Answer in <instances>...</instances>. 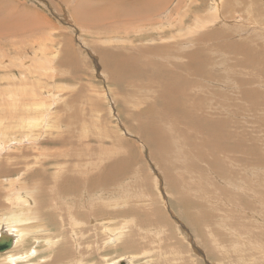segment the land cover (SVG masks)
I'll list each match as a JSON object with an SVG mask.
<instances>
[{
	"label": "rangeland",
	"instance_id": "374dc122",
	"mask_svg": "<svg viewBox=\"0 0 264 264\" xmlns=\"http://www.w3.org/2000/svg\"><path fill=\"white\" fill-rule=\"evenodd\" d=\"M98 1L100 0H0V25L2 28H9L6 31H1L2 35H0V45L5 51H3L5 53L3 54L2 50H0V132L4 130L2 132H4L5 138L7 136L13 138L9 137L4 140V144H8L2 147L6 162L2 161L0 163V220L7 214H10V211L13 209L16 190L19 188L23 192L24 184H27V180L35 182L34 178L30 176L28 178L26 175L28 166L32 167L33 165V170H31L33 174L34 172L39 173L41 171L46 173L47 176L49 175V184L51 185L52 192L56 191L55 193L62 198L64 203L66 202V205L72 201L71 205H67L70 211L68 212L69 214L67 213L66 216L62 217L58 214V206L55 200L53 201L50 197L44 198V205L40 208L39 212L42 217L41 225L42 227L44 226V231L39 230L37 233L28 234L23 239L24 241L21 240L16 247L9 251V255L22 254L32 249H39L38 255L29 257L27 261H22L24 262L22 264H56L54 254L60 252L58 249H54L55 252L52 253L46 249L48 248L45 242L47 238H39L46 235L47 237L60 236L62 241L60 243L59 240L57 246L63 247V250L66 249L65 251L68 250L67 252H69L70 257L72 255L73 257L75 255L76 258L79 257L76 261L79 264H105V260L113 261L114 259H118L120 261L119 264H127V258H125L127 255L134 257L129 264H264V61L260 64L261 59H257L256 61L259 64L253 62H249L248 64L247 58H249L251 52L248 46L244 50H237V42L234 46L237 52L229 50L231 52L229 55L228 50L222 47V44L225 42H221L223 38L227 37L228 33L226 34L225 32L231 27L238 34L240 33L241 37L238 36V39H244L245 42L251 43L252 47L256 44L258 47L255 50L264 55V0H233V9H230L232 8L230 6H226L229 3L231 4L230 0H223L219 4L221 8L219 13L212 8L215 0H163V5L150 9L149 15L144 20L132 18V21L124 23L119 19V21H115L116 28H113L114 21L112 18H108L103 20L99 26L87 21L85 23L87 26H83L79 22L80 20L78 21L75 18L73 10L96 4ZM101 1L105 3L108 0ZM117 1L110 0V4H103V6H116ZM142 4L139 2L130 3L129 0H126L125 8L122 10L125 13L131 10L136 12L137 6H142ZM228 9L232 14L236 15V13H239L241 18L244 17L241 22L235 20L237 21L236 23L233 21L230 25L226 24L224 21L227 18L229 19L231 14L222 21V17L229 13ZM220 14L223 16L220 17ZM8 15L15 16V19H8ZM199 15L200 17H198ZM170 17L171 19L176 17L178 21L172 19V22H170ZM153 18L157 20L156 23L152 21ZM194 18L200 22H194L196 20ZM221 21L223 23L219 24ZM174 24L178 25L186 35L189 33L190 36L186 38V35L181 32V35L177 36L176 40L172 39V35L160 38L158 36H155V38L143 37L146 32L143 30L151 27V25V32L165 34L170 29L174 30ZM253 28L255 29L254 31L252 30ZM191 29L194 30L190 31ZM248 30L251 31L248 32ZM198 35L200 37H196ZM214 35H218L219 38H216ZM220 36L223 38L221 39ZM184 37L185 40L183 39ZM211 38L215 39L210 40ZM160 39L165 42V46L169 50V52L165 51L168 57L165 56V52H150L151 56H149V52L145 54L140 53L139 49L149 48V46L152 47L153 45L154 47L152 48H156L162 45L163 42ZM199 39L202 41L206 40V42L199 41ZM188 40L199 42H197L198 44H190L187 47ZM218 41L220 42L218 43ZM62 42H66V45L71 47L73 50L71 54H74V57L71 55L62 58L59 54H56L57 56H45L51 50L60 51ZM177 42L182 45H179ZM211 42H215V44L212 43V45ZM173 43L178 45V47L176 45L174 47ZM199 44L200 47L198 46ZM117 48L129 50V54L127 53L125 56L110 55L109 53H107L109 55H102V49L113 50ZM136 48L139 49L132 52V49ZM179 48L183 49V51ZM210 48L213 49L211 50ZM201 49H206V51L201 52ZM241 50L244 53H240L242 52ZM192 51L197 53L195 59ZM199 51L201 54L205 53L207 57L204 54L201 56ZM146 54H148V57ZM227 54L230 58L225 62ZM239 54H242L243 58ZM161 55H164L162 56L163 58H161ZM171 57H173L172 61H170ZM181 57L186 58L182 59ZM168 58L170 62H168ZM181 59L185 61L182 62ZM190 59L193 60V63L190 62ZM236 59H238L236 63L239 62L237 64H235ZM176 60H179V62L177 61L178 64H176ZM205 60L208 64L204 62ZM163 62L166 63V68L168 69L165 68V63ZM240 62L242 63L241 65ZM107 63L109 66H107ZM135 63L139 66L140 64L143 65L137 68V66L134 67ZM145 63H149L150 66ZM180 63H188L186 66L190 68L192 74H195L191 79H189V75H192L191 72L189 70L186 71ZM195 64L196 66H193ZM245 64L248 65L246 66ZM130 66L131 72L128 70ZM176 66L177 68L179 67L178 70ZM181 67H183L184 72L188 73L182 72ZM192 67L195 68L191 69ZM197 68L198 70H196ZM176 70L178 71L176 72L178 74L177 79L180 78L181 80V75H179L181 73L185 76L187 75L185 78L189 77L188 79L192 80V82H188V85H185L189 88L188 92L191 91L190 88L194 89L196 87L195 91L192 89L193 91L191 92L193 93H188L185 85H183V88L181 86L182 89L179 87L180 90L177 91L179 95L176 91L170 90L171 76L174 77V71ZM194 70L197 74L193 73ZM106 71L110 74H107ZM160 71H164V73L162 74ZM205 71L206 73H204ZM210 72L211 75L209 74ZM23 73L24 77H21ZM111 73H113V76ZM129 74L133 76L131 77ZM177 74H175V78ZM156 75H160L159 78L163 79V81L160 82L161 80ZM216 78L220 80L216 81ZM206 79L208 81H205ZM210 79H213L212 81H215L219 86L217 84L214 85L213 83L215 82H212ZM226 79L228 81H225ZM245 79L246 81H244ZM198 83H200V86L202 84L204 86L199 89ZM226 84L229 88H227ZM209 92L212 94H209ZM162 94L165 96L163 97ZM184 94L187 98H185ZM193 95L196 97L194 98ZM158 97L159 99H157ZM90 99L97 101L94 111L91 110L93 104L90 102ZM168 99L176 100L178 107H174L173 109L167 107ZM41 102L45 106L44 113L47 115L45 128L42 129L40 126L22 127L21 116L26 113L34 114V111H37L39 108L43 109V106H36L37 103L41 104ZM49 103H52L50 107L53 110L45 111L49 107L47 106ZM145 107L149 111L148 113H146ZM175 110L180 114H176L178 112H174ZM168 112L169 115L170 113L172 114L170 115L171 118H169ZM197 113L201 114L198 115ZM48 115L50 118H48ZM59 117L63 118L62 122L60 118V124L57 122ZM144 118L145 120H143ZM32 119H34V116L31 117V121H33ZM139 119L143 121H139ZM150 119L152 120L149 121ZM159 119L163 122L162 124L160 121H157ZM141 122L142 124L144 122V124L142 125ZM145 123H147V126ZM142 127L145 129L151 128V130L158 132L155 135H149L151 136L152 143L156 141V144L153 143L155 145L163 144L162 141H165L164 138L166 137L167 142H164L166 146L163 144L165 148L163 145H158L160 149L158 148L159 152H157L150 142L148 144L145 141V135L140 134V128ZM110 130L113 135L110 133ZM80 133H93L94 135L92 136L95 137L100 134H108L109 136L104 137L105 146L112 148L108 157L103 154L104 156L96 159L97 161L95 160L94 164L91 165L89 163L94 160H90V157L86 155L84 156V162L87 161L85 165L78 164L77 160L75 161L76 163L73 160H69L71 156L67 157L68 159L60 156L62 153H56L54 156L46 155L44 148L54 152L58 147H61V149L71 147L70 141L75 144H81L83 137ZM159 133L160 135L166 134V136H159ZM56 134H59L58 136L60 137L51 142L49 140L50 136ZM149 136L146 135V139H149ZM26 137H38V140L33 146L27 142ZM62 137L66 140L62 139ZM121 137L124 138V141L126 138V141L128 140V142L133 143L134 148L128 147V142H124L126 144L122 145H114L113 139L118 140ZM22 139L24 141L20 143ZM93 145L100 146V143L96 140L93 142ZM225 146H228V148ZM120 147L121 149H119ZM161 150L162 153H160ZM111 153L113 154L111 155ZM231 153L235 154L231 155ZM237 153L239 156L236 155ZM234 157L239 160H235ZM53 158H56V160ZM60 160L63 161L61 162ZM118 160L120 161L118 162ZM122 160L123 162H121ZM71 161L73 162L71 163ZM232 161L235 166H233ZM42 162L50 164L51 168H44L45 166L42 165ZM107 163L109 164L107 165ZM39 165L40 167H38ZM69 166L71 167L70 169H68ZM35 168H38L39 171L37 172L38 169L36 170ZM95 171L110 175L109 179L113 182L112 186L105 187V189L104 187H97L86 190L91 198L97 199V209L93 208L91 199L84 201L82 194L84 187H78L75 191L69 190V186L74 185L81 175H89ZM19 174L22 176L20 177ZM120 176L123 177L120 178ZM16 177L17 179H15ZM71 177L74 181L71 180ZM6 178H8L7 181ZM44 178L42 177L41 182L44 181ZM16 181L17 183L15 184ZM18 181H20V184ZM167 181L168 184L166 183ZM49 184L47 181L48 186ZM98 185L103 184L100 181ZM7 187L9 191H7ZM35 188L37 189L36 186ZM96 190H104L105 192L108 190L111 192V196L104 197L100 196L101 194L97 195L95 193ZM34 193L36 194V197L35 195L34 197L37 198L38 194ZM38 198L36 199L37 202L40 200ZM182 200L183 202L185 201L184 205L186 208ZM194 206L196 207L194 208ZM99 208L102 210L100 209L97 212ZM15 212L17 213L16 209ZM78 212L85 216L87 223L81 225H79L80 223H73L71 214L73 213L74 217H77ZM145 212H148V216H146ZM149 212H151V215ZM88 213H96V215L88 216ZM183 213L187 215H183ZM18 214H20L19 211ZM153 214L157 215L154 216ZM193 216L196 217L194 218ZM92 217L95 219H91ZM34 225H36V221L32 218L29 227ZM111 226L113 227L111 228ZM156 226H159L160 230ZM254 226L257 228L255 229ZM115 227L118 228L116 230L126 232L119 240L120 243H118L119 241L113 243V241L108 239L104 231L106 228L107 231H110V228L111 230H115ZM76 229H86V235L82 237L87 236V240L82 239V237L80 238L82 242L81 253L84 250L83 257L81 255L77 257V252L75 253L76 243L73 238L75 237ZM151 231H154V233L156 231L158 234H153ZM146 232L151 233L150 236ZM34 235H38L37 240L33 237ZM154 235L159 236L155 238ZM151 236L154 238L151 239ZM88 237L91 239H88ZM122 241L130 243L129 246L132 248L124 249L122 247L124 244H121ZM133 242L134 244H132ZM146 249L148 251L145 254L137 253ZM93 250H95L94 253ZM7 254L5 252L0 253V264H9L8 260H5ZM68 254L66 253V255ZM70 257H67L60 264H73ZM80 258H82V261ZM84 260L88 261L84 262Z\"/></svg>",
	"mask_w": 264,
	"mask_h": 264
},
{
	"label": "bare ground",
	"instance_id": "6f19581e",
	"mask_svg": "<svg viewBox=\"0 0 264 264\" xmlns=\"http://www.w3.org/2000/svg\"><path fill=\"white\" fill-rule=\"evenodd\" d=\"M222 1L223 0H215L214 2H213V5H212V8H214L215 10H216V12H218L219 13V11L221 10V8L219 7L220 5V2L222 3ZM231 1V4L229 3V4H227L226 6L228 7V6H230V7H232L233 6V3H232V1L233 0H230ZM248 1V0H247ZM129 2L130 3H133V2H139V3H143L142 4V6H137V9H136V12H134L133 10H131V11H127L126 13L122 10L123 8H125V4H126V0H118L117 1V3H116V6H108V7H106V6H103V4H110V0H108V1H106L105 3H103L101 0L100 1H98L96 4H92V5H87V6H84L83 8H76V9H74L73 10V14H74V16H75V18H77L78 19V21L80 22V23H82L83 24V26L85 25V26H87L85 23H86V21L88 22V23H91V24H94V25H97V26H99V25H101L102 24V22H103V20H105V19H108V18H112L113 19V21H114V23H113V28L115 27V21H119V19H121L122 20V22H124V23H127V22H130V21H132V18H136V19H140V20H144V19H146L147 18V16L149 15V10L150 9H153L154 7H156V6H161V5H163V0H129ZM234 2V1H233ZM246 4V3H245ZM238 5V4H237ZM222 7V6H221ZM239 7H240V5H239ZM238 7V8H239ZM220 8V9H219ZM225 8V7H224ZM226 9V8H225ZM230 9H233V7L232 8H230ZM229 10V9H228ZM235 11V10H234ZM243 12V11H242ZM165 13V12H164ZM223 13H224V11H223ZM231 14V16H230V18L228 19L227 18V20H225L224 21V19L227 17V16H229ZM242 14V13H241ZM198 15V14H197ZM223 16V15H222ZM221 16V14H220V17H222ZM198 17H200V15L198 16ZM197 17V18H198ZM242 18H244V17H242ZM242 18H241V16L239 15V13L237 14L236 13V15H234V14H232L231 13V11L229 10V13L228 14H225L224 15V17H222V21H224L226 24H229L230 25V23H233V21H235V20H238V21H240L241 22V20H242ZM8 19H12V20H14L15 19V16H10V15H8ZM172 19H174V20H176V21H178V19L176 18V17H174V18H172ZM171 17H170V22H172L171 20ZM194 19H196V18H194ZM200 19V18H199ZM169 20V19H168ZM0 21H1V16H0ZM153 22H157V20L155 19V18H153V20H152ZM165 21H166V19H165ZM195 21H199V20H194V22ZM220 21V20H219ZM219 22V24H222L223 22ZM169 22V21H168ZM200 22V21H199ZM209 22V21H208ZM237 21H235V23H236ZM246 22V21H245ZM67 23V22H66ZM164 23V22H163ZM215 23V22H214ZM243 23V22H242ZM167 24H171V23H167ZM195 24V23H194ZM81 25V24H80ZM152 25H154V24H152ZM152 25H151V27H152ZM163 25V24H162ZM197 25V24H196ZM159 26V25H158ZM151 27H149V28H147V29H145V30H143V31H146L145 32V34L143 35V37H145V38H149V37H154L155 38V36H158V38H160V37H163V36H171L172 35V39H175L176 40V37L177 36H179V35H181V32L183 31V30H181L180 29V27L178 26V25H175L174 24V30L172 31L170 28V31L169 32H167V33H165V34H160V33H158V32H151L150 31V28ZM165 27V26H164ZM167 27V26H166ZM168 27H169V25H168ZM116 28V27H115ZM163 28V27H162ZM195 28V27H194ZM205 28V27H204ZM203 28V29H204ZM260 28V27H259ZM9 28H5V27H3L2 28V26L0 25V35H2V33H1V31H6V30H8ZM160 29V28H159ZM188 29H190V27H188ZM187 29V30H188ZM206 29L208 30V28L206 27ZM194 30V29H193ZM192 29L190 30V31H193ZM241 30H243V29H241ZM253 31L255 30L254 28L252 29ZM158 31V30H157ZM209 32H210V30H208ZM251 30H248V32H250ZM187 32V31H186ZM195 32V31H194ZM208 32V33H209ZM182 33H184V32H182ZM192 33V32H191ZM201 33V32H200ZM199 33V34H200ZM205 33V32H204ZM207 33V34H208ZM211 33V32H210ZM215 33H216V31H215ZM220 33V32H219ZM219 33H217L218 35H220ZM226 34L228 33V35H227V37L226 38H223V37H221V39L223 38V40L221 41V42H225V43H223L222 44V47H224V49L225 50H228V54L229 53H231V52H229V50H235V48H234V46H235V43H237L238 42V44H236V49L237 50H239V49H243L244 50V48L246 47V46H248L250 49H251V52H250V55H249V58H247L248 59V64H249V62H253V63H258L259 64V62H257L256 60L257 59H261V61H260V64L264 61V55L262 54V53H260V52H257L255 49L258 47L256 44L254 45V47H252L251 46V43H247V42H245V40L244 39H238L237 37L238 36H240L241 37V35H239L233 28H231V27H229L228 28V30H227V32H225ZM116 34V33H115ZM185 34V33H184ZM193 35H195L194 33H192ZM198 34V33H197ZM214 34V33H213ZM117 35V34H116ZM183 35V34H182ZM186 35V34H185ZM185 35H183V36H185ZM205 35H206V33H205ZM217 35V36H218ZM222 35V34H221ZM188 36H190L189 35V33H187V35H186V38L188 37ZM216 38H219V36L217 37L216 35H214ZM196 37H200V35H198V36H196ZM209 37H210V35H209ZM212 37V36H211ZM165 38V37H164ZM182 38V37H181ZM189 38H192V37H189ZM166 39H168V37H166ZM184 40H185V37L183 38ZM196 39H198V38H196ZM213 39H215V38H211L210 40H213ZM234 39H236L235 41H233ZM161 40V39H160ZM169 40H170V38H169ZM178 40V39H177ZM187 40V39H186ZM209 39H208V41H210ZM218 40H220V39H218ZM0 41H1V39H0ZM158 41V40H157ZM162 41V40H161ZM199 41H202V40H200L199 39ZM199 41H195V40H188V44H187V47H189V45L190 44H194V43H197V42H199ZM231 41V42H230ZM163 42V44L162 43H160V44H162V45H160V44H157V45H160V46H157L156 47V45H155V47L156 48H152V47H154V45L151 47V46H149V48H142V49H139V48H136V49H132V52L134 51V50H137V49H139V51H140V53H148L149 52V56H151L150 55V52L151 53H163V52H165V51H167V52H169V50H167V47L165 46V42L164 41H162ZM174 42V41H173ZM182 42H183V40H182ZM185 42V41H184ZM202 42H206V40L205 41H202ZM217 42V41H216ZM220 41H218V43H219ZM240 42H241V44H240ZM178 43V42H177ZM210 43V42H209ZM213 42H211V44H212ZM171 44V43H170ZM179 44V43H178ZM198 44V43H197ZM197 44H196V46H197ZM206 45H207V43H205ZM213 44H215V42L213 43ZM212 44V45H213ZM264 44V43H263ZM173 46L174 45H176V44H172ZM179 45H182V44H179ZM210 45V44H209ZM177 47H178V45H176ZM192 46V45H191ZM199 47H200V44L198 45ZM203 46V45H202ZM201 46V47H202ZM216 46H220V45H216ZM134 47V46H133ZM151 47V48H150ZM172 47V46H171ZM170 47V48H171ZM175 47V46H174ZM204 47V46H203ZM202 47V48H203ZM67 48V49H66ZM185 48V47H184ZM208 48V47H207ZM180 49V48H179ZM211 49V48H210ZM213 49V48H212ZM211 49V50H212ZM0 50H2V52L4 51V49H3V47L0 45ZM177 50V49H176ZM175 50V51H176ZM181 51H183V49H180ZM243 50H241L242 52H240V53H244L243 52ZM102 51V55H117V56H125L127 53L129 54V50H125V49H121V48H117V49H113V50H107V49H102L101 50ZM203 51H206V49L205 50H203V49H201V52H203ZM5 52V51H4ZM3 52V54H5ZM71 52H73V50L71 49V47H68L67 45H66V42H62V45H61V48H60V51H57V50H51V51H49V52H47L46 54H45V56H55L56 54H59V55H61V57L63 58V57H66V56H71L72 54H71ZM131 52V53H132ZM177 53H178V51H176ZM200 52V51H199ZM201 52H200V55L201 56H203V54L205 55V53H203V54H201ZM233 52V51H232ZM235 52H237L236 50H235ZM253 52V53H252ZM101 53V52H100ZM107 53H109V54H107ZM166 53V52H165ZM227 53V52H226ZM225 53V54H226ZM192 54H193V56H194V59H195V56H196V54L197 53H195V52H193L192 51ZM228 54H227V58H226V61L225 62H227L228 61V59L230 58L229 56H228ZM74 55V54H73ZM72 55V56H73ZM143 55V54H142ZM147 55V57H148V54H146ZM168 55H169V53H168ZM172 55V54H171ZM174 55V54H173ZM181 55H182V53H181ZM199 55V56H200ZM230 55V54H229ZM232 55V54H231ZM240 55V57H241V55L242 54H239ZM35 56H37V57H39L38 55H35ZM57 56V55H56ZM127 56H130V55H127ZM162 56H164V55H161V58H163ZM165 56L166 57H168L167 56V53L165 54ZM209 56V55H208ZM233 56H234V54H233ZM1 57H4V56H1ZM74 57V56H73ZM101 57V56H100ZM147 57H145V59H147ZM174 57V56H173ZM173 57H171L170 59L168 58V62H170V61H172L173 59ZM177 57V56H176ZM205 57H207V55H205ZM245 57V56H244ZM182 58V57H181ZM184 58V57H183ZM182 58V59H183ZM186 58V57H185ZM184 58V59H185ZM204 58V57H203ZM210 58V57H209ZM209 58H206V59H209ZM212 58V57H211ZM214 58V57H213ZM234 58H236V57H234ZM238 58V57H237ZM242 58H243V55H242ZM23 59V58H22ZM69 59H71V58H69ZM73 59V58H72ZM100 59V58H99ZM114 59H115V57H114ZM159 59V58H158ZM178 59H179V57H178ZM181 59V60H182ZM205 59V58H204ZM225 59V58H224ZM223 59V60H224ZM246 59V58H245ZM163 60V59H162ZM170 60V61H169ZM191 60V59H190ZM212 60V59H211ZM238 59H236L235 60V64H237V63H239V62H237L236 63V61H237ZM102 61V60H101ZM150 61V60H149ZM164 61H166V60H164ZM179 62V60H176V64H178V62ZM185 61V60H184ZM183 60H182V62H184ZM187 62H189L188 60H186ZM193 60H191L190 62H192ZM210 61V60H209ZM233 61V60H232ZM246 61V60H245ZM4 62V61H3ZM128 62H129V60H128ZM147 62V61H146ZM158 62V61H157ZM160 62H162V61H160ZM204 62H206V60L204 61ZM224 62V61H223ZM243 62V61H242ZM5 63V62H4ZM103 63L106 65V63L103 61ZM118 63V62H117ZM132 63V62H131ZM137 63V62H136ZM135 63V64H136ZM144 63V62H143ZM149 63H152V62H149ZM149 63H145V64H148L149 65ZM163 63H165V62H163ZM162 63V64H163ZM193 63V62H192ZM207 63V62H206ZM217 63V62H216ZM247 63V62H246ZM122 64H124V63H122ZM128 64H130V63H128ZM158 64V63H157ZM180 64H182L183 66H184V69L186 70V71H190V68H188L187 66H186V64H188V63H180ZM204 64V63H203ZM208 64V63H207ZM215 64V63H214ZM242 63L240 62V65H241ZM247 64V65H248ZM251 64V63H250ZM3 65V64H2ZM114 65V64H113ZM141 65H143V64H140V66ZM147 65V66H148ZM158 65H160V64H158ZM168 65H169V63H168ZM170 65H171V63H170ZM172 65H173V63H172ZM190 65H192V64H190ZM211 65V64H210ZM218 65H220V64H218ZM223 65H225V64H223ZM246 65V64H245ZM246 65V66H247ZM253 65V64H252ZM107 66H109L108 65V63H107ZM106 66V67H107ZM137 66V68H139L140 66L139 65H135L134 67H136ZM139 66V67H138ZM150 66V65H149ZM151 66H153V65H151ZM155 66V65H154ZM163 66V65H162ZM193 66H196V64L195 65H193ZM204 66V65H203ZM213 66V65H212ZM235 66V65H234ZM251 66V65H250ZM105 67V68H106ZM167 66H166V63H165V68H166ZM170 67V66H169ZM173 67V66H172ZM171 67V68H172ZM198 67V66H197ZM208 67V66H207ZM239 67V66H238ZM245 67V66H244ZM142 68V67H141ZM140 68V69H141ZM144 68V67H143ZM146 68V67H145ZM149 68V67H148ZM157 68V67H156ZM162 68V67H161ZM176 68H177V66H176ZM179 68V67H178ZM178 68H177V70H178ZM182 68V70H183V67H181ZM193 68H195V67H192L191 69H193ZM219 68V67H218ZM243 68V67H242ZM7 69V68H6ZM107 69H108V67H107ZM128 69V68H127ZM159 69V68H158ZM166 69H168V68H166ZM170 69V68H169ZM175 69V68H174ZM173 69V70H174ZM214 69V68H213ZM233 69V68H232ZM109 70V69H108ZM111 70V69H110ZM113 70V69H112ZM123 70V69H122ZM128 70H130V72H131V66H130V69H128ZM136 70H138V69H136ZM144 70V69H143ZM146 70V69H145ZM149 70H150V68H149ZM155 70V69H154ZM153 70V71H154ZM174 71V77H172L171 76V79H172V82L169 84V88H170V90L171 91H176V93L179 95V93L177 92L178 90H180V88H181V86H182V88H183V85H185V84H189L188 82H192V80H189V79H191V77L193 76V75H195V74H192V72H191V74L192 75H189V79L188 78H185V77H187V75L185 76L184 74H181V73H179V75H181V80H180V78L179 79H177V77H178V74L176 73V72H178V71ZM181 70V71H182ZM196 70H198V68L196 69ZM199 70H200V68H199ZM202 70H204V69H202ZM201 70V71H202ZM210 70H212V69H210ZM133 71V70H132ZM152 71V70H151ZM150 71V72H151ZM165 71V70H164ZM164 71H160V72H162V74L164 73ZM169 71V70H168ZM180 71V72H181ZM186 71L184 72V70L182 71V72H184V73H186ZM111 72V71H110ZM167 72V71H166ZM172 72V71H171ZM219 72V71H218ZM222 72V71H221ZM106 73H107V71H106ZM114 73V72H113ZM113 73H111L112 74V76H113ZM169 73V72H168ZM188 73V72H187ZM186 73V74H187ZM193 73H196L195 72V70H194V72ZM202 73V72H201ZM204 73H206V71L204 72ZM213 73V72H212ZM226 73V72H225ZM107 74H110V73H107ZM132 74V73H131ZM167 74V73H166ZM173 74V73H172ZM175 74H177L176 75V78H175ZM197 74V73H196ZM203 74V73H202ZM210 75H211V72L209 73ZM236 74V73H235ZM161 75V74H160ZM159 75V76H160ZM169 75H170V73H169ZM203 75H205V74H203ZM203 75H202V78H203ZM207 75V74H206ZM215 75V74H214ZM217 75H218V73H217ZM237 75H239V74H237ZM14 76V75H13ZM26 76V75H25ZM129 76H133V75H130L129 74ZM157 76V75H156ZM159 76H157L158 78H159ZM162 76V75H161ZM165 76V75H164ZM197 76V75H196ZM199 76V75H198ZM201 76V75H200ZM233 76V75H232ZM240 76V75H239ZM21 77H24V73H23V76H21ZM28 77V76H27ZM33 77H35V76H33ZM115 77V76H114ZM205 77H207V76H205ZM205 77H204V79H205ZM212 77H213V75H212ZM218 77V76H217ZM219 77H220V75H219ZM234 77V76H233ZM235 77H236V75H235ZM128 78V77H127ZM151 78V77H150ZM157 78V79H158ZM163 78V77H162ZM194 78V77H193ZM192 78V79H193ZM211 78V77H210ZM27 80H28V78H26ZM115 79V78H114ZM131 79V78H130ZM151 79H153V78H151ZM156 79V80H157ZM160 79V78H159ZM164 79H166V78H164ZM207 79H209V78H207ZM205 80V81H208V80ZM219 79V78H218ZM218 79L216 78V81H218ZM161 80V79H160ZM159 80V81H160ZM168 80V79H167ZM180 80V81H179ZM199 80V79H198ZM201 80V79H200ZM211 80V79H210ZM213 80V79H212ZM211 80V81H212ZM220 80V79H219ZM223 80V79H222ZM236 80V79H235ZM158 81V80H157ZM163 81V79L160 81V82H162ZM194 81H195V79H194ZM225 81H228V79H226ZM233 81V80H232ZM244 81H246V79L244 80ZM166 82V81H165ZM164 82V83H165ZM196 82H200V81H196ZM212 82H215V81H212ZM212 82H210V83H212ZM222 82V81H221ZM238 82V81H237ZM36 83V82H35ZM159 83V82H158ZM241 83H242V79H241ZM22 84V83H21ZM122 84V83H121ZM195 84V83H194ZM199 84V89H200V87H202V86H204V84H202V86H200V83H198ZM206 84V83H205ZM214 85L215 84H217L216 82L215 83H213ZM234 84H236V83H234ZM250 84V83H249ZM159 85H160V83H159ZM187 85H185V87H187ZM209 85V84H208ZM213 85V86H214ZM218 85V84H217ZM224 85V84H223ZM227 85V84H226ZM243 85V84H242ZM241 85V86H242ZM42 86V85H41ZM207 86V85H206ZM210 86V85H209ZM219 86V85H218ZM222 86V85H221ZM225 86V85H224ZM230 86V85H229ZM161 87V86H160ZM180 87V88H179ZM191 87H192V85H191ZM195 87V86H194ZM216 87V86H215ZM226 87V86H225ZM181 88V89H182ZM196 88V87H195ZM194 88V89H195ZM204 88V87H203ZM202 88V89H203ZM220 88V87H219ZM227 88H229L228 87V85H227ZM244 88V87H243ZM246 88V87H245ZM187 89V92H188V87L186 88ZM186 89L184 88V90L186 91ZM193 88H190V90L191 91H193L192 90ZM209 89H210V87H209ZM247 89V88H246ZM159 90H161V89H159ZM196 90V89H195ZM194 90V91H195ZM207 90V89H206ZM218 90V89H217ZM191 91H189L188 93H193V92H191ZM200 91V90H199ZM53 92V91H52ZM201 92V91H200ZM208 92V91H207ZM12 93V92H11ZM158 93H160V92H158ZM184 93H186V92H184ZM187 93V94H188ZM203 93V92H202ZM206 93V92H205ZM204 93V94H205ZM211 92H209V94H210ZM217 93V92H216ZM219 93V92H218ZM54 94V93H53ZM212 94V93H211ZM160 95H161V93H160ZM163 95V94H162ZM182 95H183V93H182ZM200 95H202V94H200ZM165 95H163V97H164ZM181 96V95H180ZM184 96H185V94H184ZM190 96V95H189ZM188 96V97H189ZM55 97V96H54ZM161 97V96H160ZM193 97H194V95H193ZM196 97V96H195ZM194 97V98H195ZM215 97H216V95H215ZM215 97H213V98H215ZM185 98H187L186 96H185ZM198 98V97H197ZM225 98V97H224ZM157 99H159V97L157 98ZM183 99V98H182ZM216 99H217V97H216ZM21 100V99H20ZM169 100V101H168ZM167 101H168V105H167V107H170V108H174V107H178V102L176 101V100H174V99H168ZM199 101H200V99H198ZM39 101H41L40 99H39ZM49 101V100H48ZM159 101V100H158ZM163 101V100H162ZM166 101V102H167ZM194 101V100H193ZM195 101H197V100H195ZM20 102V101H19ZM27 102H28V100H27ZM43 102V101H42ZM42 102H41V104L40 103H37L36 104V106H38V107H41V106H43V104H42ZM55 102V101H54ZM90 102L93 104V106H91V110L92 111H94V109H95V107H96V103H97V101L96 100H92V99H90ZM165 102V103H166ZM212 102V101H211ZM214 102V101H213ZM216 102V101H215ZM157 103V102H156ZM202 103H203V100H202ZM201 103V104H202ZM217 103V102H216ZM33 104V103H32ZM40 106H39V105ZM51 104L52 103H49L47 106H49L45 111H50L51 109H52V107H50L51 106ZM158 104V103H157ZM156 104V105H157ZM180 105V104H179ZM187 105V104H186ZM192 105V104H191ZM211 105V104H210ZM159 106H161V105H159ZM196 106H198V105H196ZM189 107V106H188ZM188 107H186V108H188ZM193 107V106H192ZM194 107H195V105H194ZM202 107V106H201ZM218 107V106H217ZM44 108H45V106H43V109H41V108H39V109H37V111L35 110L34 111V114H31V113H26V114H23L21 117H22V122H21V126L22 127H26V126H30V127H35V126H40L42 129L43 128H45L44 126H45V123H46V121H45V119H47L46 117H47V115L44 113ZM146 108V107H145ZM144 108V109H145ZM165 109H166V107H164ZM164 109V110H165ZM177 109V108H176ZM202 109V108H201ZM53 110V109H52ZM146 110H147V108H146ZM161 110H162V108H161ZM180 110V109H179ZM166 111H168V110H166ZM182 111V110H181ZM41 112H43V113H41ZM149 111L147 110L146 111V113H148ZM165 112V111H164ZM170 112V111H169ZM169 112L167 113L168 115H169ZM174 112H178L177 110H175ZM49 113V112H48ZM151 114V113H150ZM160 114H162V113H160ZM166 114V113H165ZM176 114H180L179 112L178 113H176ZM189 114V113H188ZM192 114V113H191ZM198 114V113H197ZM199 114H201V113H199ZM198 114V115H199ZM80 115V114H79ZM82 115V114H81ZM170 115H172L171 113H170ZM169 115V116H170ZM181 115H183V114H181ZM184 115H186V113H184ZM206 115V114H205ZM34 116V119H32L33 121H31V117H33ZM49 116V115H48ZM145 116H146V114H145ZM208 116V115H207ZM218 116V115H217ZM1 117V116H0ZM12 117H15V116H12ZM79 117V116H78ZM81 117V116H80ZM141 117H142V115H141ZM146 117H148V115L146 116ZM154 117V116H153ZM165 117V116H164ZM182 117V116H181ZM195 117V116H194ZM48 118H50V116L48 117ZM60 118L61 117H59V119H58V124H60L62 121H63V118H61V122H60ZM83 118V117H82ZM139 118H140V116H139ZM169 118H171V116L169 117ZM190 118V117H189ZM52 119V118H51ZM198 119V118H197ZM200 119V118H199ZM20 120V119H19ZM18 120V121H19ZM80 120V119H79ZM82 120V119H81ZM143 120H145V118L143 119ZM142 119L140 120L139 119V121H143ZM152 119H150L149 121H151ZM168 120H170V119H168ZM2 121V120H1ZM45 121V122H44ZM147 121V120H146ZM155 122H156V120H154ZM153 121V123H155ZM157 121H160V119L159 120H157ZM20 122V121H19ZM161 122V121H160ZM166 122V121H165ZM4 123V122H3ZM74 123H75V121H74ZM79 123H82V122H79ZM149 123H151V122H149ZM163 122H161V124H162ZM75 124H77V123H75ZM138 124H139V122H138ZM141 124H142V122H141ZM143 124H144V122H143ZM142 124V125H143ZM141 125V126H142ZM145 125L147 126V123H145ZM166 125V124H165ZM81 126V125H80ZM145 126V127H146ZM155 126V125H154ZM156 127H157V123H156ZM104 128H106V127H104ZM158 128H159V126H158ZM1 129V128H0ZM41 129V130H42ZM107 129V128H106ZM141 129V133L140 134H142V135H145V141H147V143L148 142H150L152 145H153V147H154V149L155 150H157L158 148H159V146L160 145H163V144H165V146H166V143H164V142H167V139H165L164 138V140L165 141H162L163 142V144H161L160 143V145L158 146V145H155L156 144V141H153V143H155V144H153L152 142H151V136H149V135H155V133H158V132H155V130H151V128H144V127H142V128H140ZM160 129V128H159ZM164 129V128H163ZM108 130V129H107ZM158 130V129H157ZM2 131H4V130H1V132H0V154H1V159H0V163L2 162V161H5L6 162V157L3 155V150H2V147L3 146H5V145H7V144H4V140H6L7 138H9V137H11V136H7L6 138H5V136L3 135L4 134V132H2ZM83 131V130H82ZM159 131V130H158ZM165 131V130H164ZM234 131V130H233ZM238 131V130H237ZM6 132V131H5ZM29 132V131H28ZM120 132V131H119ZM30 133H31V131H30ZM43 133V132H42ZM94 133V132H93ZM93 133H89V134H85V133H80L81 135H82V140H81V144L80 143H78V144H75V143H73L72 141H70V143H71V147H66V148H64V149H61V147H58V148H56V151H51L50 149L48 150L47 148H44L45 150V153H46V155L47 154H49V155H52V156H54L56 153H62L60 156H64V157H69V156H71V159L69 158V160H73L74 162L77 160L79 163L78 164H85L86 165V163H87V161L86 162H84V156H89L90 158V160H94V161H91L89 164H91V165H93L94 164V162H95V160L96 159H99V158H101L102 156H104V155H106L107 157H108V155L110 154V151H112V148L110 147V148H108V147H106L105 145V138L104 137H107V136H109L108 134L107 135H99V136H92V135H94ZM110 133H111V130H110ZM114 133V132H113ZM163 133V132H162ZM34 134V133H33ZM60 134V133H59ZM59 134H56V135H52V136H50V138H49V140L51 141V142H54V140L56 139V138H59L60 136H58ZM112 134V133H111ZM121 134V133H120ZM20 135V134H19ZM31 135V134H30ZM89 135V136H88ZM95 135H97V134H95ZM113 135V134H112ZM117 135V134H116ZM146 135L147 136H149V139H146ZM157 135V134H156ZM163 135L164 136H166V134H162V135H160V133H159V136H162L163 137ZM221 135V134H220ZM15 136V135H14ZM21 136V135H20ZM31 136H33V135H31ZM38 136V135H37ZM100 136H102V137H100ZM111 136V135H110ZM231 136H233V135H231ZM231 136H230V138H231ZM241 136V135H240ZM239 136V137H240ZM22 137V136H21ZM93 137V138H92ZM216 137V136H215ZM234 137V136H233ZM17 138V137H16ZM27 138V137H26ZM25 138V139H26ZM118 138V137H117ZM229 138V139H230ZM11 139H13L12 137H11ZM62 139H64V140H66L64 137H62ZM152 139H153V137H152ZM158 139V138H157ZM160 139V138H159ZM162 139V138H161ZM173 139V138H172ZM233 139V138H232ZM231 139V140H232ZM242 139V138H241ZM18 140H19V138H18ZM37 140H38V137L36 138V137H28L27 138V142H29V143H31L33 146H34V144H35V142H37ZM40 140V139H39ZM99 141V143H100V146H95V145H93V142H95V141ZM163 140V139H162ZM14 141V140H13ZM21 141H24L23 139L22 140H20V143H21ZM161 141V140H160ZM159 141V142H160ZM230 141V140H229ZM10 142V141H9ZM16 142V141H15ZM19 142V141H18ZM26 142V141H25ZM26 142V143H27ZM124 142H128V140L126 141V138H125V141H124V138L123 137H121L120 139H118V140H115V139H113V144L114 145H118V144H120V145H122V144H126V143H124ZM23 143V142H22ZM28 143V144H29ZM144 143V142H143ZM228 143V142H227ZM234 143V142H233ZM19 144V143H18ZM40 144V143H39ZM149 144V143H148ZM169 144V143H168ZM12 145V144H11ZM16 145V144H15ZM21 145V144H20ZM128 147H132V148H134V146H133V143H131V142H128ZM226 145H228V144H226ZM230 145V144H229ZM233 145V144H232ZM31 146V145H30ZM164 146V145H163ZM165 146H164V148H165ZM115 147V146H114ZM145 147V146H144ZM226 148H228V146H225ZM236 147V146H235ZM14 148V147H13ZM16 148V147H15ZM27 148V147H26ZM32 148H34V147H32ZM31 148V149H32ZM123 148V147H122ZM135 148H137V147H135ZM232 148H234V146H232ZM232 148H230V149H232ZM5 149V148H4ZM42 149V148H41ZM101 149V150H100ZM119 149H121V147L119 148ZM129 149V148H128ZM127 149V150H128ZM131 149V148H130ZM138 149V148H137ZM154 149H152L153 151H154ZM160 149V148H159ZM11 150H12V148H11ZM19 150V149H18ZM214 150V149H213ZM221 150V149H220ZM224 150V149H223ZM237 150V149H236ZM241 150V149H240ZM17 151V150H16ZM115 151V150H114ZM119 151V150H118ZM126 151V150H125ZM164 151V150H163ZM35 152H37V151H35ZM157 152H159L158 150H157ZM228 152V151H227ZM234 152H235V150H234ZM118 153H120V152H118ZM128 153V152H127ZM155 153H156V151H155ZM160 153H162V150H161V152ZM36 154V153H35ZM104 154V155H103ZM113 153H111V155H112ZM148 154V153H147ZM157 154V153H156ZM228 154H230V153H228ZM233 153H231V155H232ZM235 154V153H234ZM233 154V155H234ZM12 155V154H11ZM159 155V154H158ZM237 156H239L238 155V153L236 154ZM7 156V155H6ZM29 156V155H28ZM35 156V155H34ZM236 156V157H237ZM63 157V158H64ZM24 158H26L25 156H24ZM30 158V157H29ZM37 158V157H36ZM46 158V157H45ZM241 158V157H240ZM5 159V160H4ZM53 159H55L56 160V158H53ZM68 159V158H67ZM103 159V158H102ZM121 159V158H120ZM124 159V158H123ZM234 159H235V157H234ZM237 160H239L238 158H236ZM235 159V160H236ZM243 159V158H242ZM42 160V159H41ZM58 160H59V158H58ZM129 160V159H128ZM127 160V161H128ZM218 160V159H217ZM231 160H233V159H231ZM31 161H32V159H31ZM61 162L63 161V160H60ZM59 161V162H60ZM73 161H71V163L73 162ZM97 161V160H96ZM120 160H118V162H119ZM125 161V160H124ZM160 161H161V159H160ZM168 161V160H167ZM244 161V160H243ZM26 162H28V161H26ZM33 162V161H32ZM64 162H65V160H64ZM70 162V161H69ZM99 162V161H98ZM121 162H123V160L121 161ZM162 162H163V159H162ZM169 162V161H168ZM22 163H24V162H22ZM43 163V162H42ZM66 163H67V161H66ZM70 163V164H71ZM76 163V162H75ZM75 163H74V165H75ZM100 163V162H99ZM232 163H233V161H232ZM245 163V162H244ZM14 164V163H13ZM27 164H29V162L27 163ZM69 164V163H68ZM88 164V165H89ZM109 163H107V165H108ZM115 164V163H114ZM121 164V163H120ZM126 164V163H125ZM165 164V163H164ZM234 164V163H233ZM16 165V164H15ZM42 165H44L45 167L44 168H46V169H49V168H51V166H50V164H45V163H43ZM99 165V164H98ZM122 165V164H121ZM121 165H120V167H121ZM163 165V164H162ZM1 166V165H0ZM5 166V165H4ZM22 166V165H21ZM25 166V165H24ZM36 166V165H35ZM55 166V165H54ZM72 166V165H71ZM114 166V165H113ZM233 166H235V164L233 165ZM20 167V166H19ZM23 167V166H22ZM21 167V168H22ZM37 167V166H36ZM38 167H40V165L38 166ZM85 167V166H84ZM87 167V166H86ZM101 167V166H100ZM119 167V166H118ZM119 167V168H120ZM122 167H123V165H122ZM164 167V166H163ZM166 167V166H165ZM20 168V169H21ZM33 168V165H32V167L30 166H28L27 167V169H26V175L28 176V178H29V176L30 177H32V178H34V180H35V182H32V181H29V180H27V184H24L23 186H24V188H23V192H22V189L20 190L19 188V190L17 189L16 190V195L14 196L15 198H14V202H13V209L10 211V214H7L5 217H3L1 220H0V236H2L3 234L2 233H5V234H13V237H14V239H13V246L11 247V248H9V249H7V250H5L4 252L5 253H8L7 254V256L5 257V260H8V262H9V264H22V263H24V262H22V261H27V259L29 258V257H31V256H34V255H38L37 253L39 252V249H32L31 251H27L26 253H22V254H10L9 255V251L12 249V248H14V247H16V245L21 241V240H23V239H25L26 237H27V235L28 234H31V233H37V232H39V230L41 231V230H43L44 228V226L42 227V225H41V220H42V217H41V215L39 214V212H40V208L41 207H43V205H44V201H43V199L44 198H46V197H50V198H52L53 199V201L55 200V202H56V204H57V206H58V214H60V216H62V217H64V216H66V214L68 213V212H70L69 210H68V207H67V205L68 204H70L71 205V202L72 201H70V202H68V204L66 205L65 203H64V201L62 200V198H60L55 192V194L52 192V189H51V185L49 184V178H48V176L46 175V173H43V172H39V173H35L34 172V174H33V172H31V170H33L32 169ZM59 168V167H58ZM64 168V167H63ZM71 167L69 166V168L68 169H70ZM73 168H74V166H73ZM77 168V167H76ZM89 168V167H88ZM91 168V167H90ZM97 168V167H96ZM104 168V167H103ZM113 168V167H112ZM115 168V167H114ZM118 168V170H120ZM232 168V167H231ZM36 170L38 169V168H35ZM42 169H43V167H42ZM45 169V170H46ZM75 169V168H74ZM87 169V168H86ZM93 169V168H92ZM105 169V168H104ZM125 169V168H124ZM164 169V168H163ZM15 170V169H14ZM91 170V169H90ZM96 170V169H95ZM109 170V169H108ZM4 171V170H3ZM18 171V170H17ZM16 171V172H17ZM25 171V170H24ZM39 171V169L37 170V172ZM50 171V170H49ZM60 171V170H59ZM68 171V170H67ZM83 171V170H82ZM84 171H86V170H84ZM92 171H94V170H92ZM103 171V170H102ZM122 171H124V170H122ZM228 171V170H227ZM248 171V170H247ZM47 172V171H46ZM70 172V171H69ZM121 172V171H120ZM1 173V172H0ZM23 173V172H22ZM57 173V172H56ZM80 173H81V171H80ZM83 173V172H82ZM247 173V172H246ZM2 174H3V172H2ZM4 174H7V173H4ZM21 174V173H20ZM19 174V175H20ZM48 174H49V172H48ZM54 174V173H53ZM58 174V173H57ZM73 174V173H72ZM56 175V174H55ZM63 175V174H62ZM22 175H20V177H21ZM50 176H51V174H50ZM54 176V175H53ZM75 176V175H74ZM77 176V175H76ZM109 176L110 175H108V174H106V173H99V171H95L94 173H92V174H89V175H86V174H83V175H81L76 181H75V184L74 185H71V186H69V190L70 191H75L76 190V188H78V187H84V190L81 192L82 194H83V199H84V201H87L88 199L92 202V206H93V208H96V206H97V204H96V201H97V199L95 200L94 198H91L90 197V195L88 194V192L86 191L88 188H97V187H104V189H105V187H110V186H112V183L113 182H111L112 180L111 179H109ZM42 177H45L44 178V181L43 182H41V180H42ZM121 177H123V176H120V178ZM205 177V176H204ZM203 177V178H204ZM216 177V176H215ZM245 177H247V176H245ZM258 177V176H257ZM3 178H5V177H3ZM75 178V177H74ZM248 178V177H247ZM7 179L8 178H6V181H7ZM15 179H17V177L15 178ZM14 179V180H15ZM27 179V178H26ZM156 179V178H155ZM160 179H162V178H160ZM219 179V178H218ZM10 180V179H9ZM8 180V181H9ZM18 180H19V178H18ZM20 180H22L21 178H20ZM23 180H24V178H23ZM71 180L72 181H74L73 179H72V177H71ZM111 180V181H110ZM126 180V179H125ZM158 180V179H157ZM169 180V179H168ZM220 180V179H219ZM25 181V180H24ZM47 181H48V184H49V186L47 185ZM62 181V180H61ZM68 181H69V179H68ZM100 181L102 182V184L103 185H98V182L100 183ZM174 181V180H173ZM173 181H172V184H173ZM12 182V181H11ZM41 182V183H40ZM70 182V181H69ZM125 182V181H124ZM127 182V181H126ZM17 183V181L15 182V184ZM18 183L20 184V181H18ZM116 183V182H115ZM158 183H159V181H158ZM167 184H168V181L166 182ZM210 183H212V182H210ZM209 183V184H210ZM252 183V182H251ZM18 184V185H19ZM41 184V185H40ZM52 185H53V183H51ZM58 184V183H57ZM56 184V185H57ZM89 184V185H88ZM166 184V185H167ZM176 184V183H175ZM185 184V183H184ZM11 185V184H10ZM178 185V184H177ZM17 186V185H16ZM20 186V185H19ZM33 186V187H32ZM35 186L37 187V189L35 188ZM41 186V187H40ZM214 186H216V185H214ZM41 188V190H39ZM54 189H55V187H53ZM61 188H62V186H61ZM61 188H59V189H61ZM99 188V189H100ZM173 188V187H172ZM186 188V187H185ZM7 189V191H9V189H8V187L6 188ZM12 189H13V187H12ZM58 189V190H59ZM108 189V188H107ZM174 189H175V187H174ZM1 190V189H0ZM3 190V189H2ZM56 190V189H55ZM62 190V189H61ZM183 190V189H182ZM6 191V190H5ZM6 191V192H7ZM92 191V190H91ZM176 191V190H175ZM180 191V190H179ZM184 191V190H183ZM182 191V192H183ZM1 192V191H0ZM34 192H36L37 194H38V197L40 198V200L37 202V198H35L36 197V194L34 193ZM178 192V191H177ZM176 192V193H177ZM185 192V191H184ZM9 193V192H8ZM34 193V194H33ZM65 193V192H64ZM71 193V192H70ZM80 193V194H81ZM95 193L97 194V195H99V194H101L100 196H104V197H109V196H111V192L110 191H108V190H106V192L104 191V190H99V191H95ZM94 193V195H96ZM176 193H175V196H176ZM181 193V192H180ZM9 194H11V193H9ZM92 194H93V192H92ZM182 194V193H181ZM185 194V193H184ZM13 195V194H12ZM34 195H35V197H34ZM66 195V194H65ZM76 195V194H75ZM78 196V195H77ZM99 196V197H100ZM179 196V195H178ZM76 197V196H75ZM79 197V196H78ZM114 197V196H113ZM173 197V196H172ZM38 198V199H39ZM67 198H69V197H67ZM178 198V197H177ZM260 198V197H259ZM184 200V199H183ZM183 200H182V202H183ZM225 200V199H224ZM74 201V200H73ZM102 201H103V199H102ZM106 201H108V200H106ZM110 201V200H109ZM108 201V202H109ZM169 201V200H168ZM178 201H179V199H178ZM49 202V201H48ZM52 202V201H51ZM90 202V203H91ZM185 202V201H184ZM184 202H183V205H184ZM189 202V201H188ZM100 203H101V201H100ZM181 203V202H180ZM36 204V205H35ZM53 204V203H52ZM35 205V206H34ZM130 205V204H129ZM165 205H167V204H165ZM182 205V206H183ZM187 205V204H186ZM34 206V207H33ZM50 206V205H49ZM103 206V205H102ZM227 206V205H226ZM238 206V205H237ZM242 206V205H241ZM16 207V208H15ZM184 207L186 208V206L184 205ZM189 207V206H188ZM187 207V208H188ZM196 206H194V208H195ZM243 207V206H242ZM73 208V207H72ZM76 208V207H75ZM0 209H1V207H0ZM15 209L17 210V213L15 212ZM29 209H31L30 210V212H29V214H28V211H29ZM77 209V208H76ZM97 209V208H96ZM100 209L101 208H99L98 209V211L97 212H99L100 211ZM126 209V208H125ZM263 209V208H262ZM3 210V209H2ZM1 210V211H2ZM85 210V209H84ZM93 210V209H92ZM102 210V209H101ZM154 210V209H153ZM243 210V209H242ZM4 211V210H3ZM7 211V210H6ZM18 211L20 212V214H18ZM72 211V210H71ZM79 211V210H78ZM174 211V210H173ZM228 211H230V210H228ZM80 212V211H79ZM78 212V213H79ZM131 212V211H130ZM151 212H152V210H151ZM151 212H149V214L151 213ZM159 212V211H158ZM186 213H187V211H185ZM113 213H114V211H113ZM146 213V212H145ZM148 213V212H147ZM147 213H146V216H148L147 215ZM157 213V212H156ZM161 213V212H160ZM186 213H183V215L184 214H186ZM191 213H193V212H191ZM225 213V212H224ZM230 213V212H229ZM240 213V212H239ZM243 213V212H242ZM241 213V214H242ZM22 214V215H21ZM69 214V213H68ZM75 214H77V213H75ZM159 214V213H158ZM196 214V213H195ZM194 214V215H195ZM260 214V213H259ZM72 215V217H73V223L75 222V224L76 223H80L79 225H81V224H84V223H87V221H86V219H85V216H83L82 215V213H79L78 215H77V217H74V215H73V213L71 214ZM84 215H86V214H84ZM96 215V213H88V216H95ZM143 215H144V213H143ZM151 215V214H150ZM154 216L155 215H157V214H153ZM160 215V214H159ZM158 215V216H159ZM187 215V214H186ZM262 215V214H261ZM82 216V217H81ZM130 216V215H129ZM157 216V217H158ZM252 216V215H251ZM54 217V216H53ZM153 217V216H152ZM152 217H151V219H152ZM163 217V216H162ZM161 217V218H162ZM186 217V216H185ZM194 218L196 217V216H193ZM205 217V216H204ZM210 217V216H209ZM208 217V218H209ZM222 217V216H221ZM240 217V216H239ZM34 219L35 221H36V225H34V226H31V227H29V224L31 223V219ZM131 219H132V217H130ZM148 218H150V217H148ZM154 218V217H153ZM188 218V217H187ZM201 218V217H200ZM200 218H198V219H200ZM207 218V219H208ZM236 218V217H235ZM58 219V218H57ZM91 219H95L94 217H92ZM146 219V218H145ZM154 219H156V218H154ZM49 220V219H48ZM56 220V219H55ZM64 220V219H63ZM143 220V219H142ZM147 220V219H146ZM149 220V219H148ZM174 220V219H173ZM226 220V219H225ZM229 220V219H228ZM59 221V220H58ZM111 221V220H110ZM115 221V220H114ZM159 221H160V219H159ZM187 221H189V220H187ZM199 221V220H198ZM44 222V221H43ZM55 222H57V221H55ZM90 222H91V220H90ZM148 222H150V221H148ZM225 222V221H224ZM229 222V221H228ZM33 223V222H32ZM35 223V222H34ZM59 223V222H58ZM57 223V224H58ZM128 223V222H127ZM133 223V222H132ZM143 223V222H142ZM147 223V222H146ZM162 223V222H161ZM194 223V222H193ZM199 223V222H198ZM51 224V223H50ZM68 224V223H67ZM107 224V223H106ZM108 224H109V222H108ZM123 224V223H122ZM141 224V223H140ZM49 225V224H48ZM47 225V226H48ZM54 225V224H53ZM61 225V224H60ZM120 225V224H119ZM124 225H126V224H124ZM152 225H154V224H152ZM151 225V226H152ZM156 225V224H155ZM154 225V226H155ZM222 225V224H221ZM229 225H231V224H229ZM242 225V224H241ZM252 225V224H251ZM23 226H26V227H23ZM56 226H58V225H56ZM67 226V225H66ZM149 227H150V225H148ZM113 226H111V228H112ZM149 227H147V228H149ZM156 227H158L159 228V226H156ZM161 227V226H160ZM225 227V226H224ZM46 228V227H45ZM51 228V227H50ZM78 228V227H77ZM111 228H110V231H107L106 229H104V231L106 232V235H107V237H108V239L109 240H111V241H113V243H116V242H118L120 239H121V237L123 236V235H125L126 234V232H123V231H120V230H116V229H118V228H114L115 230H111ZM123 228V227H122ZM136 228H138V227H136ZM155 228V227H154ZM180 228V227H179ZM199 228V227H198ZM236 228V227H235ZM238 228V227H237ZM254 228H255V226H254ZM257 228V227H256ZM255 228V229H256ZM10 229H12V231H10L9 232V230ZM54 229V228H53ZM55 229H57V228H55ZM157 228H155V230H156ZM162 229V228H161ZM181 229V228H180ZM203 229V228H202ZM48 230V229H47ZM149 230H151L150 228H149ZM153 230V229H152ZM158 230V229H157ZM159 230H160V228H159ZM159 230H158V232H159ZM179 230V229H178ZM182 230V229H181ZM234 230V229H233ZM44 231V230H43ZM125 231V230H124ZM139 231V230H138ZM143 231V230H142ZM146 231H148V230H146ZM162 231V230H161ZM182 231H184V230H182ZM230 231V230H229ZM246 231V230H245ZM55 232V231H54ZM73 232V231H72ZM149 232V231H148ZM151 232H153V234H158V233H156V231H155V233H154V231H151ZM235 232V231H234ZM234 232H233V234H234ZM238 232V231H237ZM76 234H75V237L73 238L74 240H75V243H76V250H75V253L77 252V257L78 256H82L83 257V253H84V250H83V253H81V248H82V242H81V237L83 236V235H86V229H76V232H75ZM88 233V232H87ZM138 233V232H137ZM144 233H145V231H144ZM147 233V232H146ZM161 233V232H160ZM255 233V232H254ZM47 234V233H46ZM51 234V233H50ZM139 234V233H138ZM142 234V233H141ZM147 234H149V236H150V234L151 233H147ZM162 234V233H161ZM160 234V235H161ZM145 235V234H144ZM238 235V234H237ZM71 236V235H70ZM132 236V235H131ZM146 236V235H145ZM155 236V235H154ZM159 236V235H158ZM158 236L156 235L155 236V238H158ZM187 236V235H186ZM262 236V235H261ZM36 240H37V238H38V235H34L33 236ZM87 237V236H86ZM86 237H82V239H86ZM133 237V236H132ZM161 237V236H160ZM39 238H47L46 240H45V242L47 243V245H46V247H48V248H46L47 250H49V251H51L52 253L53 252H55L54 251V249H58V251L60 252V253H58V254H54L55 256V259H56V264H60V263H62L67 257H70L69 256V252H67V251H65V250H63V247H59V246H57V244H58V242H59V240H60V243H61V239H60V236H49V237H47L46 235L45 236H41V237H39ZM90 237H88V239H89ZM143 238V237H142ZM146 238H148L147 236H146ZM152 238H154V237H152L151 236V239ZM91 239V238H90ZM131 239V238H130ZM87 240V239H86ZM128 240V239H127ZM132 240V239H131ZM150 240V239H149ZM159 240H161V239H159ZM24 241V240H23ZM22 241V242H23ZM44 241V240H43ZM73 241V240H72ZM134 241V240H133ZM251 241V240H250ZM105 242V241H104ZM44 243V242H43ZM118 243H120V241L118 242ZM121 244H124V246H122V247H124V249H128V248H132V247H130L129 245H130V243H128V242H126V241H122L121 242ZM132 244H134V242L132 243ZM72 245V244H71ZM112 247H113V245H111ZM120 246V245H119ZM249 246V245H248ZM252 246V245H251ZM19 247V246H18ZM67 247V246H66ZM247 247V246H246ZM85 248V247H84ZM115 248H116V245H115ZM223 248V247H222ZM123 249V248H122ZM62 250H63V252H62ZM71 250V249H70ZM69 250V251H70ZM74 250V249H73ZM130 250V249H129ZM7 251V252H6ZM65 251V252H64ZM94 251L95 250H93V253H94ZM102 251V250H101ZM147 251H148V249H146V250H143L142 252H137V253H142V254H145V253H147ZM244 251V250H243ZM87 252H90V251H87ZM100 252V251H99ZM0 253H3V252H0ZM66 253L68 254V255H66ZM137 255V254H136ZM141 255V254H140ZM205 255V254H204ZM123 256H125V255H123ZM138 256V255H137ZM102 257V256H101ZM79 258V257H78ZM78 258H76V256L74 255V257H73V255H72V257H70V260H72V263L73 264H79V263H76V261L78 260ZM85 258H86V256H85ZM125 258H127V264H129L130 262H132V260H133V256L132 255H127V257H125ZM53 259V258H52ZM81 259V261H82V258H80ZM104 260V259H103ZM81 261H79V262H81ZM86 261H88V260H84V262H86ZM227 262V261H226ZM66 263V262H65ZM120 263V261L117 259V260H113V261H108V260H105V264H119ZM124 263V262H123ZM126 263V262H125ZM228 263V262H227ZM81 264V263H80ZM83 264V263H82ZM85 264V263H84Z\"/></svg>",
	"mask_w": 264,
	"mask_h": 264
},
{
	"label": "water",
	"instance_id": "95a60500",
	"mask_svg": "<svg viewBox=\"0 0 264 264\" xmlns=\"http://www.w3.org/2000/svg\"><path fill=\"white\" fill-rule=\"evenodd\" d=\"M0 236V252H4L5 250L11 248L13 246V234H5ZM13 238V239H12Z\"/></svg>",
	"mask_w": 264,
	"mask_h": 264
}]
</instances>
